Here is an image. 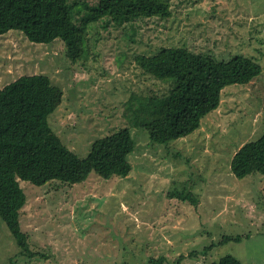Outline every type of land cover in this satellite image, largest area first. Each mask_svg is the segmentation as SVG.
Returning a JSON list of instances; mask_svg holds the SVG:
<instances>
[{"label": "rangeland", "instance_id": "obj_1", "mask_svg": "<svg viewBox=\"0 0 264 264\" xmlns=\"http://www.w3.org/2000/svg\"><path fill=\"white\" fill-rule=\"evenodd\" d=\"M171 4L169 19L133 28L96 23L89 56L77 63L60 39L34 44L18 31L0 36V90L26 75L50 78L63 91L50 125L79 157L125 128L136 143L127 177L92 173L81 184L41 187L20 180L27 196L21 228L34 256L20 250L0 218V264H212L228 255L264 264V176L238 179L231 169L236 153L264 134V0ZM171 47L218 61L247 57L262 73L226 87L219 108L193 134L161 145L131 125L126 104L132 95L168 93L136 57Z\"/></svg>", "mask_w": 264, "mask_h": 264}, {"label": "trees", "instance_id": "obj_2", "mask_svg": "<svg viewBox=\"0 0 264 264\" xmlns=\"http://www.w3.org/2000/svg\"><path fill=\"white\" fill-rule=\"evenodd\" d=\"M92 1L96 3L0 0V36L18 31L34 44L60 39L68 58L77 63L89 56V34L96 23L107 19L133 28L146 19H169L173 13L171 0ZM136 62L145 75L169 88L161 96L132 95L126 104L131 125L147 130L151 141L161 145L193 134L219 108L226 87L247 85L262 73L261 66L247 57L218 61L183 47L140 55ZM62 100V89L45 75L22 76L0 90V218L20 250L31 257L28 236L21 228L27 196L20 180L38 187L54 181L73 186L92 173L109 180L132 171L129 156L136 143L129 128L95 141L87 158L67 147L49 122ZM231 169L238 179L255 173L264 176V134L236 153ZM230 240L240 237H224L222 242ZM212 264L242 263L228 255Z\"/></svg>", "mask_w": 264, "mask_h": 264}]
</instances>
